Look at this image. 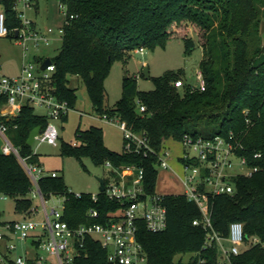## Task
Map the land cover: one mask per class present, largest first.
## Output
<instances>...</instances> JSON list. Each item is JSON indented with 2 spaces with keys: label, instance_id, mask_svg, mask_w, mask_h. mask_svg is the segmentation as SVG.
Listing matches in <instances>:
<instances>
[{
  "label": "trees",
  "instance_id": "1",
  "mask_svg": "<svg viewBox=\"0 0 264 264\" xmlns=\"http://www.w3.org/2000/svg\"><path fill=\"white\" fill-rule=\"evenodd\" d=\"M29 3L38 0H28ZM65 6L66 20L61 35V47L51 60L55 71L49 84L60 98L75 108L77 93L70 85L77 76L86 86L95 112L105 113L125 121L135 131L145 132L151 146L160 151L168 139L181 140L186 133L211 138L228 136L231 132L240 142L238 153L260 169L252 176L232 178L235 192L223 193L211 199V220L214 231L227 238L230 224L241 221L245 238L257 235L258 244L244 248L239 254L223 259L218 243L206 247L211 228L193 220L202 218L199 206L183 194H169L165 200L168 223L165 230L151 232L144 221L138 232L149 256V264H264V40L260 37L264 0H59ZM18 0H0L6 24L13 29L22 25ZM73 16V17H72ZM33 22V21H32ZM34 24V23H33ZM198 29V44L203 49L200 61L206 89L193 88L182 71L169 70L152 77L155 87L141 90L138 78L125 71L122 94L114 105L106 104L105 80L113 62H125L139 47H166L181 37L187 53L197 42L185 25ZM183 31V32H182ZM188 34V35H187ZM184 80L181 87L174 82ZM146 110L141 111L140 106ZM68 119V114L63 120ZM9 138L29 162L40 164L39 154L27 140L31 130L46 126L45 114L25 103L16 117H5ZM76 144L62 142V153L79 160L89 156L101 165L114 166L138 163L145 167V189L157 190L159 168L155 155L117 151L104 142L103 128L79 126ZM261 152L260 157H255ZM38 187L46 199L52 195L64 197V219L69 224L105 223L112 212L121 207L99 191L94 201L91 192L76 196L70 191L63 175H42ZM34 183L19 158L0 152V193L16 199V210L22 216L33 212L31 198ZM97 208L99 217L88 215ZM35 242V241H34ZM37 243V242H35ZM227 244V242H225ZM191 254L188 260L181 254ZM108 252L92 236H87L79 253L70 264H108Z\"/></svg>",
  "mask_w": 264,
  "mask_h": 264
},
{
  "label": "built area",
  "instance_id": "2",
  "mask_svg": "<svg viewBox=\"0 0 264 264\" xmlns=\"http://www.w3.org/2000/svg\"><path fill=\"white\" fill-rule=\"evenodd\" d=\"M19 2H24L26 5L31 4L28 0H18ZM61 6L65 8V6ZM18 10L22 25L13 29L15 38L20 43H25L30 37L33 38L37 46L42 43L49 44L50 35L54 33V30L52 28L45 31L38 30L32 20L25 16L23 10L19 8ZM16 32H18L17 36ZM60 32L63 33V28ZM10 33L5 13L0 10V36H8ZM145 49V47H139L136 50L142 53ZM45 59H38L37 62L25 61L17 75L0 74V132L6 139L2 152L13 153L19 158L34 183L35 190L32 194L41 195L45 204L43 222L28 218L5 222V226L10 232L0 231V240L8 239L7 249L11 251L17 247L14 235H18L22 241L32 238V243L43 252H36L32 256H18L15 260L16 264H70L79 253V247L82 246L87 236L94 237L107 250L108 264H149L148 253L138 237L140 222L144 221L147 229L151 232L165 230L168 223L165 200L169 194H162L157 190L150 193L145 189V167L143 165L129 163L114 166L108 162L107 165L114 170L115 176L110 183L105 182L103 192L109 199L119 201L121 207L113 211L105 223H84L74 226L64 219V200L60 207H47L48 199L44 197L38 187L39 177L46 174L40 164L29 162L27 157H23L19 147L14 145L7 136L8 125L3 119L18 116L23 105L29 103L35 108H45L44 114L48 119L46 126L36 136L35 141L58 144L60 132L55 120L62 119L63 116L69 114L72 107L68 100L60 99L53 92L49 81L55 71V64L51 60V63L42 69ZM197 76L199 83L192 84V87L205 90L206 80L201 69ZM174 84L181 87L184 85V80L181 78ZM140 110L145 111L146 106L141 105ZM93 117H101L118 124L124 132L125 152L142 154L145 157L155 155L158 168L162 167L164 170L170 168L168 159L172 153L166 143L160 151H157L151 146L145 132L135 131L118 117L110 116L107 113L102 116L97 114ZM176 141L185 147L183 155L179 157L185 170V176L180 178L184 192L180 194L185 195L188 200L194 201L202 212V218L194 219L193 223H203L206 228H211L206 247L212 246L213 241H216L222 258L228 260L231 254H239L244 248L258 244L261 239L257 235L251 236L248 240L245 238L244 224L241 221H234L230 224V233L227 238L214 231L212 225V197L223 193H234L235 185L232 182L234 176H252L260 169L259 165L249 163L246 156L238 153L240 142L235 138L234 133L231 132L228 136L216 135L211 138L186 133L181 140ZM72 143L76 144L75 141ZM260 156L261 152L255 154V157ZM49 174L58 175L55 171ZM70 191L72 190L70 189ZM75 195L81 196L82 192H75ZM174 195H178V193H174ZM92 198L97 201L99 192L92 193ZM88 215L99 217L100 212L97 208L91 207L88 210ZM6 255L0 254V264H4L3 257L9 259Z\"/></svg>",
  "mask_w": 264,
  "mask_h": 264
},
{
  "label": "rangeland",
  "instance_id": "3",
  "mask_svg": "<svg viewBox=\"0 0 264 264\" xmlns=\"http://www.w3.org/2000/svg\"><path fill=\"white\" fill-rule=\"evenodd\" d=\"M18 8L22 9L25 16L34 21L37 29L45 31L52 28L54 33L50 35L49 44L42 43L40 46L35 45L33 38H27L25 43H20L17 38L12 36H0V74L17 75L20 73L22 65L25 61H36L41 58L55 57L61 47V28L66 20L65 9L60 5L59 0H38L26 5L24 2L18 3ZM36 6V7H35ZM35 26V27H36ZM186 29L194 40L198 41V29L185 25ZM182 31V32H183ZM188 35V34H187ZM260 37L264 40V16L262 17ZM203 57V49L198 44L192 52L187 53L185 44L181 37L172 39L166 47H157L155 49L146 48L144 52L133 51L131 58L125 62L122 58L116 59L111 70L105 80L107 91L106 104L114 105L122 94V80L125 71L134 74L138 78L139 88L141 90H151L155 87L152 77L162 75L166 71H182L181 76H186L188 80L197 85L198 71L200 70V61ZM145 67L149 68V77L143 73ZM70 85L75 87L77 93V101L75 108L69 112L68 119L55 120L59 128L60 138L57 145L49 143H39L35 141L32 146L39 154L40 166L44 174L53 171L64 176L66 184L74 192H91L100 191V179L110 183L115 176L114 170L105 164L95 163L89 156H83L81 160L62 153V142L80 141L76 131L80 126L81 129H87L91 125H99L103 128L104 142L113 150H122L125 142L124 132L116 123H112L97 116L93 104L89 98L86 86L77 76H71ZM45 108L37 107L36 112L44 114ZM93 115V116H92ZM9 137V133L6 132ZM6 142L4 135L0 132V152ZM166 146L171 150L169 157L170 168L165 171L159 167V177L157 182V191L162 194L183 193L184 186L180 180L185 176V170L179 157L183 155L185 147L182 143L168 139ZM33 190H35L33 188ZM33 193V191H32ZM33 200L34 212L29 216H21L16 210V199L13 197H5L0 193V231L10 232L6 228L8 221L28 218L37 222H43L45 219V204L41 195L31 196ZM61 195H52L48 198L47 207L58 206L63 203ZM8 239L0 240V254L3 257L4 264H16L15 260L18 256H32L36 252L43 253L33 243L32 238L22 241L18 235H14V241L17 247L8 251ZM227 242V241H226ZM228 243V242H227ZM191 254H181L177 258L182 257L188 260ZM1 262V261H0Z\"/></svg>",
  "mask_w": 264,
  "mask_h": 264
},
{
  "label": "water",
  "instance_id": "4",
  "mask_svg": "<svg viewBox=\"0 0 264 264\" xmlns=\"http://www.w3.org/2000/svg\"><path fill=\"white\" fill-rule=\"evenodd\" d=\"M36 7V6H35ZM18 35V32H16V36ZM1 56V55H0ZM51 63V58H46L45 60H44V62H43V64H42V69H45L49 64ZM143 73L146 75V76H148L149 77V68L148 67H145L144 68V70H143ZM42 128H43V126L42 125H37V126H35L32 130H31V132H30V134H29V137H28V140H27V142L30 144V145H32L33 143H34V141H35V138H36V136L41 132V130H42ZM100 184H101V186H100V190L101 191H103L104 189H105V180L104 179H100Z\"/></svg>",
  "mask_w": 264,
  "mask_h": 264
},
{
  "label": "crops",
  "instance_id": "5",
  "mask_svg": "<svg viewBox=\"0 0 264 264\" xmlns=\"http://www.w3.org/2000/svg\"><path fill=\"white\" fill-rule=\"evenodd\" d=\"M0 10H2V8H1V6H0ZM33 23H34V25L36 26V24H35V22L33 21ZM37 27V26H36ZM68 116H69V114H68ZM63 119V118H62ZM59 138H60V136H59ZM165 171H167V170H165ZM168 172V171H167ZM169 173V172H168ZM72 190V189H71ZM73 191V190H72ZM22 216V215H21Z\"/></svg>",
  "mask_w": 264,
  "mask_h": 264
}]
</instances>
